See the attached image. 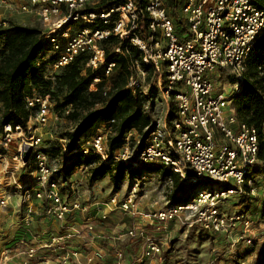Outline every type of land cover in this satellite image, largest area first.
<instances>
[{
	"label": "built area",
	"instance_id": "obj_1",
	"mask_svg": "<svg viewBox=\"0 0 264 264\" xmlns=\"http://www.w3.org/2000/svg\"><path fill=\"white\" fill-rule=\"evenodd\" d=\"M168 2L0 0L2 13L29 14L40 22L41 33L51 44L47 53L57 57L50 64L56 74L80 56L86 58L85 68L95 70L105 65L104 77L95 78L90 91H96L99 83L108 80L115 68V63H107L103 46L111 37L119 40L113 48L117 54L128 55L129 46L140 52V60L132 62L134 74L129 87H138L135 74L146 80L151 72L158 79L166 72L165 92L168 96L173 94L177 102L172 127L151 132L142 150H137V145L130 146L132 133H129L126 143L110 157L107 137L115 123L111 120L102 124L95 134L82 139L80 151L84 155H99L104 162L130 163L135 169L160 164L170 168L182 182L203 184L187 203L158 210H141L134 196L124 200L112 197L105 211L120 212L134 220L132 227L122 231L97 232L91 217L83 227L69 222V216L89 208L67 192L68 180L50 165L43 148V130L59 120V113L51 94L34 90L25 99L31 113L27 127L18 125L13 129L9 124L4 125L0 130V149H8L15 140L22 139L15 158L22 166L34 163L30 180L22 188L27 201H40L43 215L59 221L61 228L44 242L38 241V237L37 243L21 239L19 243L27 246L28 258L23 264H90L93 258L102 260L105 255L101 252L94 251L92 256L84 254L93 249L97 238L106 246L141 239L145 245L137 258L132 257V262L153 258L162 254L163 243L149 234L146 227L164 231L169 222L182 221L186 213L191 214L189 226L196 224L213 234L228 235L242 225L245 234L240 239L255 245L254 220L249 208L226 213L221 210V204L234 195L245 194L243 187L251 182L250 169L258 162L257 129L239 120L233 98L241 90L249 53L264 32V9L258 8L254 0H176L177 13L184 15L180 24L187 32L181 38ZM0 26L8 27L9 23L3 20ZM160 38L165 40V45ZM122 42H126L124 49ZM225 72L232 81L227 82L229 88L224 83L220 90L218 82ZM1 120L0 101V125ZM24 150L31 151L28 162L23 161ZM65 150L68 152L67 147ZM255 190L251 189L253 194ZM105 211L101 213L103 219L107 217ZM77 242L81 247L75 245ZM41 251L44 254L37 257ZM112 255V264H125L121 250L114 249Z\"/></svg>",
	"mask_w": 264,
	"mask_h": 264
},
{
	"label": "rangeland",
	"instance_id": "obj_2",
	"mask_svg": "<svg viewBox=\"0 0 264 264\" xmlns=\"http://www.w3.org/2000/svg\"><path fill=\"white\" fill-rule=\"evenodd\" d=\"M175 1L169 0V12L177 23L181 38H185L186 28L180 24V21L183 22L184 15L177 13ZM3 20L25 27L42 28L35 17L20 12L2 13L0 11V23ZM160 39L162 44L165 45V40ZM51 57L52 53H46L44 60L48 61ZM43 75L44 82L37 88V91L52 94L57 92V74L51 65L43 67ZM228 78L230 77L225 72L223 78L218 82L220 90H222L224 83L229 88L227 82L232 80H228ZM135 80L138 83L137 92H140L143 96L144 110L150 115L153 127L167 128L166 115L170 108L172 95L168 96L165 92L166 87L164 84L168 82L166 72L164 71L159 79L151 72L146 80H142L138 74H135ZM111 87L112 78L110 77L104 81V89L109 91ZM55 99L62 104L65 95L60 93L59 97ZM71 112L73 110L70 106H67L64 110H61L59 120L53 126L43 130V148L49 157L52 168L58 170L61 177L68 180L67 192L73 198L81 200L83 205L91 206V213L104 212L106 204L114 196H117L120 200L134 196V200L136 204H139L141 210L151 211L171 205L177 197L182 195L177 187L173 171L166 166H159L158 171L155 166L146 165L137 166L140 167L137 169L129 168L126 171L125 180L120 183L118 189L114 187L110 175L95 176V170L101 167L102 163L100 161L93 160L92 163H88L86 158L81 159L77 155L69 156L65 150L68 134L72 133L81 121L80 118L71 117ZM112 132L113 128L107 138ZM18 136V134L14 135L15 138H18ZM20 143H22V139L15 140L8 149H0V264H23L28 260L25 254L27 246L17 244L14 240L15 238L20 239L21 236H24V233L29 232L26 228L32 227L29 220L31 218L28 207L29 201H27L25 190L22 188L23 184L30 180L29 175L34 169V163L22 166L19 159L15 158ZM138 143L139 134L137 131H133L130 137V146L134 147ZM125 164L130 165V163ZM66 173L68 174L67 178H65ZM250 178V184L243 187L245 194L230 197L221 204V210L226 213H235L249 208V214L254 220L252 229L257 239L254 246L248 245L245 239H240L245 234L242 225L237 226L228 235L226 233L213 234L199 225L189 226L188 224L192 220L191 214L186 213L182 221L169 222L167 229L164 231L156 232L151 226H147L148 233L163 243V252L156 257L143 259L134 264H151L150 261H153V264H262L264 262V226L261 224L260 215H257L256 211L259 208L258 206L263 204V177L253 172ZM179 184L182 186L186 183L181 182ZM202 185L198 187H202ZM252 188L256 189L255 194L252 193ZM105 213L107 214L106 219L100 218V220L105 221V227L110 231H113L117 226L119 228L117 230L122 231L134 224V220L123 215V213H107L106 211ZM127 218L131 220V224ZM139 240L116 243V249L123 252L125 264H127L126 260L129 254L136 257L142 251L140 247L144 243L141 239ZM43 254L44 252L41 251L37 257ZM112 262L113 260L111 264Z\"/></svg>",
	"mask_w": 264,
	"mask_h": 264
},
{
	"label": "trees",
	"instance_id": "obj_3",
	"mask_svg": "<svg viewBox=\"0 0 264 264\" xmlns=\"http://www.w3.org/2000/svg\"><path fill=\"white\" fill-rule=\"evenodd\" d=\"M254 2L258 8L264 9V0H254ZM118 44L119 40L115 37L109 38L103 44L107 63H115L110 76L112 87L109 91L104 89L105 80L98 84L96 91H90L94 79L104 77L105 65L95 70L85 68L86 58L80 56L56 75L57 92L43 93L51 94L55 104L54 108L59 114L61 110L70 106L73 110L71 117L81 119L75 130L68 134L66 144L68 155H77L81 159L84 157L88 163H92L93 160L100 161L102 164L98 170H95V176L110 175L116 189L125 180L126 171L132 168L131 164L117 163L114 160L104 162L99 155H84L80 151L82 139L95 134L102 124L115 120L113 132L108 138L109 156L112 157L113 153L126 143L129 133L137 131L139 134L137 150H142L149 134L157 129L153 127L150 115L144 110L142 94L137 92V88L129 87L130 78L134 74L132 62L140 60V52L129 46L128 55L117 54L113 48ZM120 45L124 49L126 42ZM50 50V40L43 36L40 29L17 25L11 21L8 27L0 26V54L2 56L0 61V101L2 103L0 130L6 124L11 125L13 129L18 125L22 128L27 127L31 113L26 107L25 99L44 82L43 67L56 61V56H52L48 61L44 60V56ZM143 66L145 69L148 68L146 65ZM167 83L165 82V87ZM58 93L65 95L62 104L55 99L59 97ZM171 95L170 108L166 115V126L169 129L177 116V102L173 94ZM233 105L239 120L255 127L258 132V162L251 167L248 178L251 179L253 172H256L264 179V32L257 38L246 60L241 90L234 96ZM146 166H155L158 171L159 166L164 165L148 164ZM173 175L182 195L177 197L172 204H185L201 188L198 187L200 184L183 182L186 184L180 186L179 183L182 182L180 177L174 172ZM67 176L66 173L65 178ZM262 188L264 195V181ZM260 219L264 223V198ZM102 223L104 224L105 221Z\"/></svg>",
	"mask_w": 264,
	"mask_h": 264
},
{
	"label": "crops",
	"instance_id": "obj_4",
	"mask_svg": "<svg viewBox=\"0 0 264 264\" xmlns=\"http://www.w3.org/2000/svg\"><path fill=\"white\" fill-rule=\"evenodd\" d=\"M263 181H264V179H263ZM28 207H29L30 210H32L31 218L29 219L30 222H31L32 227L31 228H26V230L29 231V232L28 233H24V236H21L20 239L15 238L14 239L16 241L15 243L19 244V241L21 239H27L29 242L31 241L33 243H37V241H36L37 237H38V241L41 240L42 242H44V241H46L49 238V236L51 234L58 233L60 231L61 223L59 221L55 220V219L48 218L45 215H43V209H42L40 201H38L36 199H30L29 202H28ZM89 207H90V209H88V211H86V212H79V213H77V214H75L73 216H69L68 217V221L69 222H74L78 226L83 227L84 223H85V220L88 217H91V218L94 219V222H95V225H96L95 226V230L97 232H104V231L108 232V231H110L108 228L105 227V223L103 224L102 223L103 221L100 220V218H101L100 215H101L102 211H97V212L91 213L92 212L91 206H88V208ZM258 207H259L258 208L259 210L257 209L256 213H257V215L258 214L260 215V211L262 209V204H260ZM128 218H127V220H129V223L131 224L132 222ZM261 222H262V220H261ZM261 224L264 226L263 222ZM130 226H132V225H130ZM129 227H126L125 229H127ZM117 229H119L118 226L114 228V230H117ZM28 238H30V239H28ZM137 241H140V240H137ZM75 245L77 247H81V243L80 242H77V244H75ZM144 245L145 244H143V246L140 247V250L143 249ZM114 249H116V243L106 246V245H103L101 243V240L97 238L95 240L93 249H90L89 251L85 252L84 254L88 255V256H92L94 251L96 253L97 252H101V253H103L105 255L103 257V259L100 260L99 257L93 258V260H92V262L90 264H111V261L113 260V255L112 254L114 252ZM156 256L157 255H155L154 257H156ZM127 258H128L126 260L127 264H134L132 262V260H131L132 256L130 254L128 255ZM51 263H53V262H51ZM150 263L153 264V261H150Z\"/></svg>",
	"mask_w": 264,
	"mask_h": 264
},
{
	"label": "water",
	"instance_id": "obj_5",
	"mask_svg": "<svg viewBox=\"0 0 264 264\" xmlns=\"http://www.w3.org/2000/svg\"><path fill=\"white\" fill-rule=\"evenodd\" d=\"M30 156H31V151H30V150H29V151L24 150V151L22 152V157H23V161H24V162H28L29 159H30Z\"/></svg>",
	"mask_w": 264,
	"mask_h": 264
}]
</instances>
